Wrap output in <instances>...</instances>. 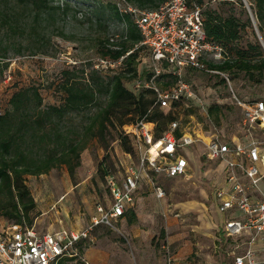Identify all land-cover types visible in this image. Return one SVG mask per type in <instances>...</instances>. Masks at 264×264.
Listing matches in <instances>:
<instances>
[{"label": "rangeland", "instance_id": "rangeland-1", "mask_svg": "<svg viewBox=\"0 0 264 264\" xmlns=\"http://www.w3.org/2000/svg\"><path fill=\"white\" fill-rule=\"evenodd\" d=\"M244 1L243 7L235 1H218L209 9L216 10L222 18L234 17L246 24L238 43L227 48L231 56L235 49L260 45L264 58V37L258 30L251 4ZM62 3L69 5L67 14L56 12L46 17L38 28L43 36L37 37L31 29L32 17L26 0H0V18L3 12L15 13L16 25L22 26L9 30L3 28L6 25L0 19V53L6 50V64H0V71L4 70L0 75V114L10 109L9 100L15 91L30 86L40 88L44 106L61 105L63 95L58 84L62 73L72 67L79 74L83 70L87 76L98 70L99 78L104 80L122 72L123 67L117 63L107 68L94 67L99 64L102 44L125 33V26L115 20L110 8L114 0H50L51 6ZM140 60L138 70L142 74L150 66L145 48ZM6 65L8 69H4ZM191 73L184 70L183 79L192 96L169 109L182 134L205 142L211 139L226 144L264 142L257 127L250 129L243 124L242 111L235 101V98L243 102L264 99V74H256L254 78L245 73L227 74V81L220 76ZM147 82L148 76L144 75L141 80L125 83V87L138 96L148 89ZM163 84L161 79L157 85L166 91ZM103 104L104 98L68 118L72 132L85 142L79 153V166L72 176L67 165H60L46 174L25 177L35 202L29 215L35 230L68 234L87 230L96 206L109 200L102 163L120 179L131 161H135L120 142L118 125L110 126L102 136L88 133L92 115ZM211 107H217L219 114L209 115ZM83 133L85 136L81 137ZM205 152L202 144L188 149L184 153L190 162L186 175L154 181L164 197L158 198L154 187L144 184L137 197L134 223H129L128 215L113 229L104 226L92 229L88 238L76 246V256L64 264H164L169 258L172 264H233L236 245L223 238L227 217L216 208L214 197L216 189L224 185L225 165L205 159L202 157ZM2 220L5 219L0 217V226Z\"/></svg>", "mask_w": 264, "mask_h": 264}, {"label": "built area", "instance_id": "built-area-1", "mask_svg": "<svg viewBox=\"0 0 264 264\" xmlns=\"http://www.w3.org/2000/svg\"><path fill=\"white\" fill-rule=\"evenodd\" d=\"M120 14L129 16L140 32L150 58L148 89L155 93V106L174 107L192 96L183 79V71L205 75H228L211 68L228 60L219 45L208 41L203 26V8L194 0H166L158 9H140L127 0H114ZM95 67L113 64L98 60ZM172 74L176 83L167 91L158 87L163 74ZM242 111L243 124L257 127L264 139V99L243 102L235 98ZM179 131V132H178ZM137 140L138 157L126 168L122 178L109 172L106 185L109 200L96 206L90 227L82 232L38 233L26 225L0 226V264H60L76 256V246L86 240L89 231L104 226L115 228L131 212L139 184L144 181L158 198L164 197L157 178H178L187 174L190 162L185 152L197 144L204 145L202 156L225 165L224 185L215 191L218 211L226 215L223 238L236 246L233 264H264V142L226 144L217 139L201 141L191 134H182L176 122L156 137L155 125L141 119L123 128ZM131 158V157H130ZM88 264V263H85ZM164 264H172V259Z\"/></svg>", "mask_w": 264, "mask_h": 264}, {"label": "trees", "instance_id": "trees-1", "mask_svg": "<svg viewBox=\"0 0 264 264\" xmlns=\"http://www.w3.org/2000/svg\"><path fill=\"white\" fill-rule=\"evenodd\" d=\"M127 1L140 9L150 10L158 9L166 2V0ZM218 1H235L241 7L244 6V0H194L203 8V26L208 41L221 46L229 57L222 64L211 68L224 74L245 73L251 78L256 74L262 76L264 58L260 45H247L245 49H235L234 56H231L232 52L227 51L229 46L238 43L246 24H242L234 17L222 18L216 10H210L209 6ZM247 1L251 4L258 30L264 37V0ZM26 6L29 7L32 17L31 29L37 37L43 36L38 28L42 26L46 17L56 12L65 15L69 11L67 3L51 6L50 0H26ZM110 8L115 20L125 26V33L120 38L113 36L102 44L100 60L121 64L123 69L120 74L104 80L99 78L98 70L94 69L93 74L87 76L83 70L79 74L72 67L71 70L62 73L61 82L58 84V90L63 95L61 105L44 106L40 88L30 86L15 91L9 100L10 109L0 114V217L5 219L2 220L3 226L10 224L32 226L29 215L35 208V202L26 186V176L43 175L60 165H67L72 176L74 169L79 166V153L85 148V142L79 139V134L76 137L72 128L68 126L71 114L84 112L96 103L99 104L104 98V104L92 115L88 133L93 132L94 137L102 136L110 126L116 128L118 125L121 130L120 142L126 154L134 159L138 157L137 140L133 135H126L123 132L124 127L145 119L155 125V135L159 137L175 121L169 108L155 106V93L152 89H147L138 96L126 89L125 83L141 80L144 75L149 79L150 73L146 68L139 74L140 53L144 50L139 30L129 16L120 14L115 5H111ZM248 11L250 13L249 9ZM16 18L15 13L3 12L0 18L3 25H6L3 28L15 30L22 27L16 25ZM5 54L6 50L0 53V64H6ZM259 57L260 59H257ZM8 68L6 65L4 69ZM187 70L192 74V70ZM3 71V69L0 71V75ZM5 76L4 73V80ZM162 79L166 91L176 83V78L172 74L165 73ZM208 114L211 116L219 114V109L211 107ZM102 172L106 181L110 171L104 162ZM128 215L129 223L133 224L134 213L131 211Z\"/></svg>", "mask_w": 264, "mask_h": 264}, {"label": "crops", "instance_id": "crops-1", "mask_svg": "<svg viewBox=\"0 0 264 264\" xmlns=\"http://www.w3.org/2000/svg\"><path fill=\"white\" fill-rule=\"evenodd\" d=\"M188 172H189V170H188ZM187 172V173H188ZM147 185V186H149L146 182H144V181H142L140 184H139V187H138V190H137V192H136V194H135V203H134V206H133V208H132V212L134 213L135 212V206H136V202H137V197H138V195L141 193V191L143 190V185ZM108 192V191H107ZM99 205V204H98ZM216 208H217V202H216ZM218 209V208H217ZM129 213H131V212H129ZM128 213V214H129ZM128 214L126 215V217L128 216ZM96 215V208H95V210H94V213L91 215V218H90V220L94 217ZM126 217L125 218H123L120 222H119V224H121L122 222H123V220H125L126 219ZM37 231V230H36ZM38 233H40V234H44L43 232H39V231H37ZM45 233H55V231H51V232H45Z\"/></svg>", "mask_w": 264, "mask_h": 264}]
</instances>
